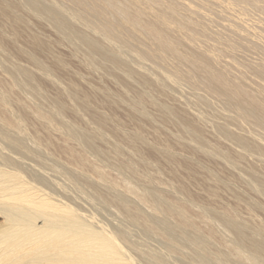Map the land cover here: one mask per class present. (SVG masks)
<instances>
[{"label":"bare ground","instance_id":"1","mask_svg":"<svg viewBox=\"0 0 264 264\" xmlns=\"http://www.w3.org/2000/svg\"><path fill=\"white\" fill-rule=\"evenodd\" d=\"M60 1L68 8L54 0H0V264H264V222L257 218L264 215V202L244 190L264 200V171L248 163L252 157L264 164L263 42L246 44L249 34L222 19L229 24L219 30L199 8L262 14L264 0ZM45 22L58 33L56 40L74 46L85 69L110 76L118 90L109 91L104 82L84 90L65 56L43 37ZM23 38L26 46L20 45ZM128 47L151 62V70L139 62L133 67L135 60L125 58ZM182 82L192 87L190 100L196 97L198 106L213 108L207 92L227 107L212 127L214 141L206 120L203 126L189 105L181 107L170 94ZM106 106L112 113L103 111ZM121 106L130 126L113 112ZM28 119L49 138L31 130ZM228 122H244L259 136L236 132L239 127L234 131ZM166 126L178 134L160 138ZM54 134L64 139L66 160L53 151ZM199 156L220 160L232 174L221 175ZM49 160L90 202L115 210L123 225H107L50 194L44 170ZM178 165L203 181L205 198L181 181ZM237 182L243 191L232 187ZM220 190L235 205L217 206L227 193Z\"/></svg>","mask_w":264,"mask_h":264},{"label":"rangeland","instance_id":"2","mask_svg":"<svg viewBox=\"0 0 264 264\" xmlns=\"http://www.w3.org/2000/svg\"><path fill=\"white\" fill-rule=\"evenodd\" d=\"M55 2H57L60 6H62L64 9L65 8H68V7H64V5H66V4H64V3H62L60 0H54ZM219 1V0H218ZM226 1V2H225ZM227 1H229V0H224L223 1V3H227ZM188 2V1H187ZM219 2H222V0H220ZM64 4V5H63ZM208 6V7H207ZM216 7H217V5H215ZM214 6V7H215ZM219 6V5H218ZM205 7H207V8H205ZM209 7H211L210 5H204V6H202V8L201 7H199L200 9H201V11H202V13L205 15V17L207 18V19H211L212 21H213V25L215 26V27H219V30H224V26H226V25H228L229 23H231L232 25H234V27H238L237 29H241V30H243V31H246L248 34H249V36H248V39H246L245 40V43L246 44H257L258 45V43H260V41H261V43L259 44V46L262 44V42H263V46H264V40L262 39V38H264V24H263V22H264V11H263V15L260 13V12H262V10H260V12H258V10H256L257 12L256 13H254V11L253 10H255V9H248L247 11H243L242 10V12H241V14H240V12L239 11H241V9H235V10H232L233 12H234V14H233V12L232 11H230L229 13L227 12L228 10H225L224 8H222L221 6H219V8L217 9V8H214L213 6L211 7L215 12V14L211 11V13L209 12V10L211 9H209ZM222 8V9H221ZM216 10H217V12H216ZM220 10H222V13L224 14H219V12H221ZM66 11H67V9H66ZM236 11H238V12H236ZM251 11H253L252 13H251ZM71 13L72 11L71 10H69L68 9V13ZM205 12V13H204ZM236 12V13H235ZM217 13H218V15L219 16H221L222 15V17H218L217 16ZM250 13V14H249ZM253 13H254V15H253ZM261 14V15H260ZM216 16V18L214 17V16ZM230 15V16H229ZM237 15V16H236ZM241 15H242V17L243 18H246L247 20H246V23H247V21H248V18L250 19V20H254L253 21V23L254 22H257V25L256 26H253L252 24L253 23H251L252 21H248V23L247 24H249V22H250V24L251 25H248L247 26V24H242V23H244L245 21V19L243 20V18L241 17ZM209 18H208V17ZM225 16L228 18V19H226L225 18ZM234 16V17H233ZM258 17V16H260L259 18H261L260 20H259V18L257 19L256 17ZM261 16H263V19H262V17ZM215 19H218V20H214V18ZM218 17V18H217ZM233 17V18H232ZM235 18V19H234ZM252 18V19H251ZM30 19H32V18H30ZM34 19V18H33ZM32 19V20H33ZM224 20L225 22H229L228 24H225V22L224 21H222V20ZM32 20H31V23H32ZM235 20V21H234ZM215 21H217V22H219V24L217 23V22H215ZM243 21V22H242ZM259 21L261 22V23H259ZM34 23H35V25H37L38 26V23H36V22H38V21H36V19L33 21ZM224 22V23H223ZM242 22V23H241ZM239 23H241L243 26H240V24ZM44 24V23H43ZM259 24H263V26H260ZM44 25H47V26H44ZM44 25H42L41 26V28L43 27L44 28V30L42 29L41 30V32H42V35H43V37L46 35V38H47V40H49L50 42H51V44H52V48H53V51H55L56 52V54L57 55H60L62 58H63V56H65L63 59H65V61L67 62V65H68V67H67V70H69L70 71V69L72 70V71H70L71 73L73 72V70H75L74 71V73L75 74H73L75 77L76 76H78L79 78H80V80H78V78H75V81H81L80 83H79V85L84 89V87H85V89L84 90H87L88 88V90L89 91H91V89H93L94 87H99V86H103L104 85V87H106L107 89H108V87L111 89H108L109 91H111V92H114L113 91V89H115V92L118 90L117 88H118V86H115L114 84H116V82L114 81V80H109L110 79V76H103L104 77V79H103V77H101L100 75H95V74H93L94 75V77H93V75H92V73L91 72H89V70L87 69H85V66L82 64V61H81V59H79L80 58V56L78 57V56H76L75 55V53L73 54L72 52L74 51V46L72 45V44H70L69 45V43L67 42V41H64V43H62V41L61 40H58L60 37H59V35H57L58 33L57 32H55V29L52 27V29H51V25L50 24H47V22H45V24ZM49 26V27H48ZM247 26V27H246ZM252 26V27H251ZM258 26V27H257ZM47 27V28H46ZM240 27H242V28H240ZM246 27V28H245ZM257 29H256V28ZM256 30H255V29ZM263 28V29H262ZM54 29V30H53ZM251 29V30H250ZM259 29H262V30H260L259 31ZM256 32H255V31ZM257 30H258V32H257ZM56 33H54V32ZM250 31V32H249ZM252 31V32H251ZM263 31V32H262ZM44 32V33H43ZM260 32H262V33H260ZM258 33H260V35L258 34ZM257 34H258V36H257ZM261 34H262V36H261ZM58 36V39L56 40V38H57V36ZM251 36V37H250ZM257 36V38H255ZM49 38V39H48ZM255 38V39H254ZM259 38H261V39H259ZM256 39H257V41H256ZM259 39V40H258ZM25 40L26 39H21V41L23 42H21L20 41V45L21 46H26V42H25ZM52 40L54 41V42H52ZM57 42H56V41ZM251 40V41H250ZM56 42V43H55ZM67 43V44H66ZM54 44V45H53ZM60 44V45H59ZM64 44H66V45H64ZM72 45V46H71ZM56 46V48H54ZM262 46V47H263ZM63 48V49H62ZM129 48V50H130V52H131V54L129 53L128 55H129V57H128V55H126L125 53L127 52H129V51H127V49L126 48H121V49H123V50H126V51H123V52H125L124 54L126 55V57H125V55H124V57L125 58H127V59H133V60H135V64L133 65V67H140V66H144L145 68L147 67V69L149 68V70H151L150 69V67H151V65H152V63L151 62H149V61H145L144 62V60L138 55V52L134 49V48H131V47H128ZM264 48V47H263ZM262 48V49H263ZM134 49V50H133ZM73 50V51H72ZM134 51V54L132 53ZM60 53V54H59ZM74 55H75V57H74ZM130 55H133V56H131V58H130ZM258 55V56H257ZM257 56V57H256ZM78 57V58H77ZM134 57H135V59H134ZM253 57H255V58H260V54H253ZM74 58H75V61H74ZM77 60H80V62L81 63H79V61H77ZM131 61V63L133 62L134 63V61ZM139 60H141V61H139ZM73 61V62H72ZM143 61V62H142ZM21 62L22 63H24V64H27V62L23 59V60H21ZM71 64H70V63ZM78 62V63H77ZM139 62V64H140V66H137L136 64ZM148 62V63H147ZM143 63V64H142ZM147 64V65H146ZM80 65V66H79ZM70 66V67H69ZM68 68H70V69H68ZM83 69H85L84 71H83ZM87 72V73H86ZM1 73V72H0ZM78 73V74H77ZM88 74H91V75H88ZM84 76H86V77H84ZM89 76V77H88ZM90 76H92V79H91V77ZM96 76H98L97 78L101 81H98V79H96ZM100 76V77H99ZM74 78V77H73ZM91 80H90V79ZM89 79V80H88ZM103 79V80H102ZM111 79H113L112 77H111ZM95 80H97V81H95ZM107 80V81H106ZM92 81H94V82H92ZM97 82V83H96ZM103 82H104V84H103ZM113 82H114V84H113ZM92 83V84H91ZM182 83H184V82H182ZM83 86H82V85ZM101 84H103V85H101ZM107 84V85H106ZM87 85V86H86ZM97 85V86H96ZM106 85V86H105ZM112 85V86H111ZM186 85H188V86H186ZM87 87V88H86ZM182 87V88H181ZM188 87V88H187ZM189 87H191V86H189V84H186V83H184V85L183 86H181V84H179V85H177L176 87L175 86H172L170 89H169V92H170V94L172 95V96H174V97H177L179 100H180V106L181 107H184L185 108V106H186V108H188V105L190 106V107H193L192 105H194V107L197 105L196 104V101H197V99H191L193 102H191L190 103V98H193L195 95H194V92H193V89H192V87H191V89L189 88ZM46 88V91H48L51 95H54L56 92H55V88L53 87L52 88V86H46L45 87ZM190 89V90H189ZM186 94H185V93ZM204 91H202V93H203ZM188 93H189V95H188ZM190 93H192L193 94V96H191L190 95ZM205 94H204V96H205V99H207V100H212V101H209L210 103H212V105L211 106H213V108H211V107H206L205 105H202V104H199L200 106H196V111L198 110V109H200V110H198L197 112L194 110V107H193V109L191 108L190 109V107L188 108V110L190 111V113H194V115L196 114V117H201L200 119V122L202 123V125L203 124H205L206 122H207V124L204 126L205 128H206V130H207V135H209L208 136V138L209 137H212L213 138V140H212V138L210 139L209 138V140L210 141H214L215 140V137H214V134H211L212 132H213V128H214V122H218V120L220 119V112L221 113H224V111H225V113H228V112H226V110H225V107L226 106H223V103H221L219 100L218 101H216L217 102V104L215 105V103L216 102H214L213 101V98H211V99H209V97L211 96L212 97V95H209V93H207V92H204ZM185 95L187 96L186 98H185ZM207 95V96H206ZM208 97V98H207ZM183 99H184V101H183ZM215 99V98H214ZM96 100L97 101H101V97L100 96H97L96 97ZM186 100V101H185ZM194 100H196V101H194ZM189 101V102H188ZM193 103V104H192ZM198 103V102H197ZM220 103V104H219ZM220 105H222V106H220ZM217 106L218 107H220V109H219V111H218V109H217ZM105 107V106H104ZM103 107V111L105 112V113H107V112H110V113H112L110 110L111 109H109V107H107L106 106V109ZM121 107H122V109H121ZM121 107H119V108H117V109H115V111H113V112H115V114L117 115V117L120 119V120H122L123 122H125L126 124H128V126H130V124H132L131 123V121H130V118L128 117L129 116V114H128V111H127V109H126V107L125 106H121ZM200 107V108H199ZM204 107H206L205 109L206 110H208V111H206L205 109H204V111H202L203 109L202 108H204ZM105 109V110H104ZM202 109V110H201ZM212 109H214V111H217V112H215V113H217V115L218 116H216V115H214L213 116V114H211V113H213L214 111L212 110ZM224 109V110H223ZM226 109H227V107H226ZM228 110V109H227ZM192 111V112H191ZM201 112L200 114L202 115H200V114H197L198 112ZM223 111V112H222ZM204 112V113H203ZM219 112V113H218ZM110 113H107V114H110ZM128 114V116H127V114ZM207 113H209V114H207ZM213 117H212V116ZM206 116H208V118L210 119V116L212 117V119L213 120H211V122H208L209 121V119H206L207 117ZM216 116V117H215ZM198 117V118H199ZM206 117V118H205ZM203 118L206 120V122H205V120H203ZM216 118V119H215ZM219 118V119H218ZM218 119V120H217ZM29 121L27 122V125L30 127V129L32 130V127H35L36 129H38L39 128V126L35 123L36 121H34L33 119H28ZM208 120V121H207ZM216 120V121H215ZM223 121V120H222ZM213 122V125L211 124ZM220 122H221V119H220ZM244 122H242L241 124H235V123H233V122H228V125H229V127H231V129H233L234 131H236L237 130V128L239 127V131H236V132H239V133H245V134H247L246 132L248 131V133L249 134H252V135H258L257 133H255V131L253 132V131H251L252 129H251V127L248 125V124H246V123H244ZM31 124V125H30ZM236 125V126H235ZM238 126V127H237ZM29 127H27L28 129H27V131L28 132H31V130L29 129ZM213 127V128H212ZM233 127V128H232ZM235 127H237V128H235ZM249 127V128H248ZM166 129H163L162 128V130L160 129L159 130V136H160V138H161V136L163 137L162 139H167V138H170V136L171 137H174L176 134H178V131H177V129H175V128H170V126H166L165 127ZM168 128V129H167ZM243 128H244V130H243ZM176 131H175V130ZM210 129V130H209ZM39 130V132H41L40 133V135L41 136H43V139H46L48 136L46 135V132H42V130L41 129H38ZM245 130H247V131H245ZM162 131H164V132H162ZM169 131V132H168ZM212 131V132H211ZM244 131V132H243ZM160 132H162V133H164V134H162V133H160ZM208 132H209V134H208ZM166 133H167V135H166ZM168 134L170 135V136H168ZM259 136V135H258ZM45 137V138H44ZM165 137V138H164ZM49 138V137H48ZM52 140L54 141H52V143H54L53 144V147L55 146V148H53V151H55V153L56 154H58L57 155V157L58 158H60V159H63V160H66V158H65V156L63 155V153L61 152V147L60 146H62V144H63V137L62 136H60V135H52ZM55 138V139H54ZM58 142V143H57ZM60 147V148H59ZM57 148V149H56ZM59 149V150H58ZM0 155H3L1 152H0ZM199 158L202 160V161H204V163L207 165V166H209L208 164H210L211 166H209L210 168H215L214 170H219L220 171V173H222L221 175H223V173L224 174H226L228 171H231V169H229L223 162H219L218 161V159H216L217 160V163H215L216 161H215V159L214 160H212L211 161V159H209L208 158V160L206 159V158H204V156H199ZM249 162L248 163H255V165L259 168V169H261V170H263L264 171V164L263 163H261V162H257L254 158H252V157H250L249 158ZM53 165V162L51 161V160H49V166H47V169H44L45 170V172H46V174L49 176V192H50V194H52V195H54L55 197H58V198H60V199H62L65 203H67V204H69L71 207H73L74 209H76V210H78V212L79 213H91V214H94L96 217H97V219L98 220H100V221H103V223L104 222H106L107 223V225L109 224V223H111V224H109L110 226H114V224H116L115 226H122L123 225V220H122V218H121V216L119 215V214H117V212H115V210H113V209H110L109 210V208L108 207H106V206H104L103 204H101L99 201H96V200H94V199H92V200H94L93 202L91 201H89L91 198H90V195H85L86 193H84L83 194V191H81L79 188H77V187H75L73 184H72V182L69 180L68 181V179L67 178H65L64 176H62L60 173H57L56 171H54V169L52 168V166L51 165ZM220 164V165H219ZM224 164V167H225V169H224V167H221L222 165ZM179 166V169H178V174L180 175L179 177H180V179H181V181H184V182H186L187 184H188V187H189V189H190V191H191V193L194 195V196H196V197H198V195L200 194V196L201 195H203V196H201V197H204L205 195L203 194V181L199 178V177H197V178H192V176H190V174L188 173V171L186 170V169H184L181 165H178ZM229 170H228V169ZM224 170H226V171H224ZM222 171V172H221ZM48 172V173H47ZM232 172V171H231ZM231 172H228L229 174L231 173ZM25 174V173H24ZM23 174V175H24ZM229 174H226V176H230ZM164 175L166 176L167 174L165 173V171H164ZM25 176H26V178H28L29 179V176L30 175H28V173L27 174H25ZM223 176H225V175H223ZM55 179V180H54ZM201 181H200V180ZM193 180V181H192ZM195 180V181H194ZM55 181H57V183H59L61 186H63V188L62 187H60V188H58V187H56L53 183H55ZM238 183V186L236 185ZM237 183H234L233 185H232V187H234V188H237V189H240V190H242L243 191V188L244 187H242V185H241V183H239V182H237ZM242 187V189L241 188H239L240 186ZM65 188V189H64ZM55 190V191H54ZM244 190H245V192H247V194L246 195H248V197L250 196V198H254V199H252V200H255V199H257L256 201H259V202H261V201H263L264 202V200H263V197H261L260 195H257V194H253L252 192H250V191H247L245 188H244ZM63 191V192H62ZM221 192L220 193H225V192H227V191H225L224 192V190H220ZM223 191V192H222ZM199 192V193H198ZM66 193V194H65ZM253 194V197L251 196L252 194ZM226 194H230L229 192H227V193H225V195L223 194V195H221V198L220 199H222L221 200V202H218V201H220V199L216 202V205L217 206H219V205H222L223 204V202L222 201H224V204H226V205H235V201H234V199L232 200L231 198H233L232 196H231V194H230V196H231V198L228 196V195H226ZM222 196H223V198H222ZM255 196V197H254ZM259 196V197H258ZM89 197V198H88ZM73 198V199H72ZM86 198V199H85ZM205 198V197H204ZM258 198H260L259 200H258ZM84 200V201H83ZM88 201V202H87ZM227 202V203H226ZM232 202H234V203H232ZM263 202H261V203H263ZM90 203V204H89ZM222 203V204H221ZM241 209H243V206L241 205ZM245 207V206H244ZM24 210V209H23ZM22 210V211H23ZM245 209H243V210H241L242 211V213L244 214V213H246V211L245 212H243ZM21 211V212H22ZM25 211V210H24ZM17 213H19L18 211H17ZM24 213V212H23ZM26 213H30V211L28 212L27 210H26ZM98 213V214H97ZM115 214V215H114ZM116 214H117V216H116ZM263 215V214H262ZM120 216V217H119ZM119 218V219H118ZM257 218L259 219V220H261V221H263L264 222V215L263 216H261V213L259 212V214H257ZM107 220V221H106ZM120 221H122V222H120ZM105 223V224H106ZM113 223V224H112Z\"/></svg>","mask_w":264,"mask_h":264}]
</instances>
